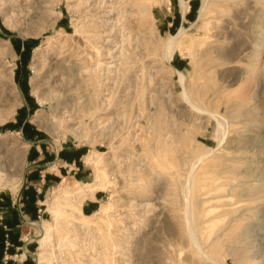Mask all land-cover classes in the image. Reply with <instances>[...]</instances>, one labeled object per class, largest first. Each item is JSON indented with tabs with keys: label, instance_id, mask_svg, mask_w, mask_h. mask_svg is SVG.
<instances>
[{
	"label": "rangeland",
	"instance_id": "obj_1",
	"mask_svg": "<svg viewBox=\"0 0 264 264\" xmlns=\"http://www.w3.org/2000/svg\"><path fill=\"white\" fill-rule=\"evenodd\" d=\"M188 4L193 17L177 22ZM201 5L0 0V194L20 218L15 263L264 264V0H212L202 20ZM181 28L170 66L163 45ZM27 177L42 189L35 217Z\"/></svg>",
	"mask_w": 264,
	"mask_h": 264
},
{
	"label": "crops",
	"instance_id": "obj_2",
	"mask_svg": "<svg viewBox=\"0 0 264 264\" xmlns=\"http://www.w3.org/2000/svg\"><path fill=\"white\" fill-rule=\"evenodd\" d=\"M194 5L195 4H193V11L190 15L187 14L189 12V9L191 6L188 4V8H186L185 11L183 13H181L180 16L177 17L176 21L181 22L182 20H186L188 17L189 18L193 17ZM79 151L80 150L76 149V146L65 147L64 151L62 152V155L67 156L68 160H72L73 158H76L78 156ZM55 161L57 162V160H55ZM58 164H61V163H58ZM58 164L56 163V165H58ZM66 164L67 163H63L62 165H66ZM70 166H72V165H70ZM55 170H58L60 176L64 177L63 175H61L60 169H55ZM49 172L51 173L53 171H49ZM58 172H54V174H58ZM65 177H67L69 179V177H72V176L68 174ZM31 180H33L32 177H29V179H28V177L26 178V182L24 183V186L22 189V194L25 196L26 212L29 215H31V217H35L36 212H37V210H36V199L40 197L39 194L42 191V189L38 185H33ZM43 181H45V184L48 185V183L51 182V176H47V178H44ZM93 198H94V200H96V198H97L96 194L94 195ZM1 209H5V210L2 211ZM0 212L3 213V217H4L3 223L5 225H7V228L9 229V232H10V235L8 237L10 245H9V247H6L5 242H4L5 241V236H4L5 231H4L3 227L0 225V264H6L7 261H8L7 264H19V263H15L16 262L15 259H16V255H17V254H15V251L17 250V248H19L17 246V245H19V243L16 242V238H17L16 233H17V231H19L18 227L20 226V224H19L20 218L17 215L16 211L11 207L9 196L0 194ZM21 227H22L21 232H23L24 231L23 228H26L27 226L23 225ZM28 254H29V256L31 255V253H28ZM23 264H32V262L30 260H28V261H25Z\"/></svg>",
	"mask_w": 264,
	"mask_h": 264
},
{
	"label": "bare ground",
	"instance_id": "obj_3",
	"mask_svg": "<svg viewBox=\"0 0 264 264\" xmlns=\"http://www.w3.org/2000/svg\"><path fill=\"white\" fill-rule=\"evenodd\" d=\"M183 3V1H182ZM210 3H212V0H202V5H201V8L199 10V15H198V19H203L207 13V8L208 6L210 5ZM249 3V2H248ZM185 5V4H184ZM184 10V8H183ZM118 21V20H117ZM120 24V23H119ZM187 34V33H186ZM129 34H127L126 36H128ZM185 35V29L184 28H181L180 30H178V32L174 35H170L168 37V40L164 43L163 45V49H164V52H165V61L167 62L168 65L171 66L170 64V60H171V57H172V54H173V47L174 45L176 44L177 41L180 40V37L183 38L182 36ZM129 37V36H128ZM127 38V37H126ZM127 41V40H126ZM125 41V42H126ZM123 47V46H122ZM121 47V48H122ZM181 53V52H180ZM183 54V53H181ZM124 58V57H123ZM127 59V58H125ZM126 61V60H125ZM99 62V61H98ZM97 63V62H96ZM100 64H98L99 66ZM113 66V65H112ZM102 67V66H101ZM98 68V67H97ZM105 68V67H104ZM97 70V69H96ZM104 70V69H103ZM176 70V69H175ZM79 74V73H78ZM82 74V73H81ZM178 74H179V81L181 82L183 80V72L181 71H178ZM102 75V73H101ZM103 77V76H102ZM101 81V80H100ZM104 81V80H103ZM67 111V110H66ZM64 112H65V109H64ZM85 160L88 164H91V165H95L96 162H97V159H96V156L95 155H92V154H88L86 157H85ZM96 182V181H95ZM94 184L93 182H90V183H78L74 188H71L70 186H66V188H64V193L66 196H69L71 191L72 193H81L83 191H86L88 188L92 187ZM97 187H93V189H96ZM183 193V192H182ZM82 205V204H81ZM51 207V206H50ZM191 226V225H190ZM192 228V227H191ZM49 225L46 224L44 222V225H43V233L45 232L44 235H41L40 237V241L42 243L46 242L47 239H48V236L46 234H48L49 232ZM189 235V233H188ZM196 243V247L198 248L199 247V244L197 242ZM41 256V255H40ZM39 256V257H40ZM42 261V260H40ZM39 261V263H40ZM43 263V262H42Z\"/></svg>",
	"mask_w": 264,
	"mask_h": 264
}]
</instances>
